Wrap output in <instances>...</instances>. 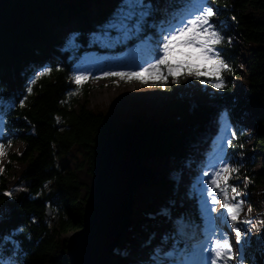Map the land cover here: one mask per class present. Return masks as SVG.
I'll return each mask as SVG.
<instances>
[{
	"label": "trees",
	"instance_id": "16d2710c",
	"mask_svg": "<svg viewBox=\"0 0 264 264\" xmlns=\"http://www.w3.org/2000/svg\"><path fill=\"white\" fill-rule=\"evenodd\" d=\"M120 3L121 0H0V95L16 98V107L7 115V130L15 132V141L23 143L7 158L8 163L17 161L23 165L14 176V190L6 185L8 164L1 166L0 258H10L15 264H67L58 255L59 248L65 255V240L59 234L81 227L87 193V185L79 180L76 171L85 163L91 171L104 139L119 131L135 132L143 148V170L133 193V223L142 221L149 209L155 215L162 213L169 195L157 196L154 206L146 202V193L165 188L174 191L177 175L173 170L178 161L183 164L188 160V150L185 153L183 148L191 142L192 130L202 124L215 105L206 100L208 93L215 95L216 103L225 105L233 118L239 111L255 110L256 128L249 135L248 146L255 149L260 165L255 168L248 163L242 174L247 193L264 185V0H212L216 12L213 22L225 37L219 47L230 66L229 73L240 70L246 77V90L238 101H234L228 81L217 94L210 87L202 90L201 101L191 100L177 85H171L156 106L139 103L141 107L134 113L114 118L89 107L87 86L81 83L78 88L70 81L79 66V57L89 52L108 56L138 37L148 38L153 53L157 36L153 25L169 21L182 7L178 0H152V15L136 34L127 33L125 42L115 43L114 47H100L95 41L113 43L121 35L120 30L114 37L116 26L112 23ZM229 37L236 38L239 44L229 43ZM65 48L69 52H64ZM240 49L245 54L241 69L237 60ZM47 67H52V72L31 84L33 91L28 94L26 88L32 77ZM25 96L21 108L19 100ZM235 130L231 154L247 153L246 136L238 123ZM76 147L83 153V162L70 166L61 159ZM6 192H12V196H5ZM256 202L264 210V194H259ZM47 206L51 216L45 221ZM8 236L12 241L7 240ZM260 241L264 243V236ZM248 243L251 248L257 245ZM249 249L246 246L240 251V264H255L256 256L252 252L250 255Z\"/></svg>",
	"mask_w": 264,
	"mask_h": 264
},
{
	"label": "rangeland",
	"instance_id": "374dc122",
	"mask_svg": "<svg viewBox=\"0 0 264 264\" xmlns=\"http://www.w3.org/2000/svg\"><path fill=\"white\" fill-rule=\"evenodd\" d=\"M109 1V0H108ZM116 26L115 32L117 36V32L121 30V35L118 36L117 40L115 41H123L125 40L128 36H126L127 33H132L127 27H122L120 24H114ZM167 26V24H157L155 23L153 25V28L156 29V31L159 33L161 26ZM117 29V31H116ZM126 37V38H124ZM231 38V43H236L239 44V42L236 40V38ZM229 40V39H227ZM99 44L104 45V43L98 42ZM114 43V40H113ZM109 47H112L113 44H108ZM134 44H129L125 48H122L118 51H116V55L113 57V61L108 63V64H103L100 65L98 62L100 60H103L101 57L93 54V53H83L81 58L83 57V61L80 64V66L74 70L73 74L70 76V81L74 83L73 81V76L76 74L80 73H85L88 75L87 80H83L81 83H84L87 86V95H86V100L87 104L89 107L94 108V109H99L105 114L110 115L111 117L114 118H122L123 116H128L132 113H134L137 109H139L141 106H139V103L142 105H151V106H156L159 103V100L163 97L166 96L167 94V88L169 86H176L181 89V91L191 100H197L201 101L203 99V96L201 95V91L205 90L207 87H210V83L204 84L201 83L199 80L195 79L194 77L191 76H184V75H178L179 83H174L173 78L169 77L163 85L160 84L159 78L157 76L156 72H145L143 73V76L145 79L148 80V83H142L139 80H131L126 82L125 80H121L118 77H113V78H102V79H94V76H103L104 71H117V72H129V71H135V72H141L142 71V66L146 67L147 66V61L151 60L152 58L148 56H144L145 54H142V49L139 48L136 50L135 47H133ZM140 47H143L140 44ZM238 48L241 46L238 45ZM189 52H194L193 49L190 47H176L174 54L170 57V62L175 64V63H181L184 60H186L187 53ZM183 53V55H182ZM114 54V53H112ZM110 54V55H112ZM238 58L237 60L239 61V69L243 66V64H240V61L244 59V52L240 49L238 52ZM90 60V61H88ZM119 61V63H117ZM193 62L200 64L202 67H206L208 70V74L205 76H202V79H207L211 80V74L212 73H218L220 72L219 66L214 67V61H204L202 58L197 60L195 57H193ZM181 70H177V73H179ZM222 75L225 79V81L229 82L232 84V93H233V99L234 101H238L240 97L243 95V93L246 90V77L244 73L240 70H238L237 74L229 73V70H225L222 72ZM156 80V83H153V80ZM213 89V88H211ZM218 92L215 91V94ZM206 100L211 101L212 104H215L205 115V120L202 122V124L198 127L193 129L192 131V139L191 142L189 141L187 147L183 148V151L186 153L187 150L189 151L188 160L183 164L180 163L181 161H178V166L175 167L173 170L177 175H179L178 181L175 183V189L173 193L174 199L170 201L171 205H177V204H184V208L186 209V214L182 218V220H179L182 222V226L185 229V232H189L190 229H194V234L197 235V238L202 237L201 232L198 230V224H194L193 222V208L191 206V201H190V196L186 190H192L193 185L192 184V176L195 177L197 183H198V191L197 193L200 195V190L202 188V185L200 184L201 180H207V177L202 176V171L204 168L207 166V157L209 156L208 152H212V150H215L217 152L218 150V139L220 136L214 137V140L212 139L213 142L209 141L212 143L208 149L204 148L202 149L201 144H198L199 146L197 147V143L199 139H208L207 137L210 138V133L213 131L214 126H219L221 128L222 124L224 121L230 120V126L233 127L234 121L231 119L230 115L226 110L228 108L223 105L222 100H219L220 104H217L218 102L217 98H215V95L212 93H208V96L206 97ZM217 104V105H216ZM239 111V110H238ZM212 114L215 115V118L212 119V122L206 121V119L211 116ZM120 115V116H119ZM213 115V116H214ZM238 115H240L239 118L241 119V124L243 125V132L245 133L246 136V142H247V153H237L235 157L233 158H227L230 160V162L234 163V166L239 168V172L233 173L231 178L229 179L228 183L230 185H233L236 187L237 192L240 193L239 196H236V200L240 201L243 200L244 204L242 207V212L240 213V220H245V219H250L252 220L253 223L257 225L256 228H252L251 224L248 225H240L242 228H244L247 232L248 235L246 237V241L253 242L256 240V237H262L264 235V224H261V221H264V210L260 208V205L256 202L258 195L264 194V185L257 187L252 191L251 193H247L245 190V183H246V177L242 174L243 166L247 165L248 163H253L255 165V168H258L260 165V158H257V154L254 148H251L248 146L250 142V137L255 128V118H256V112L255 110H248V111H239ZM200 129V130H199ZM199 130V131H198ZM221 131V130H220ZM214 133V132H213ZM8 133L2 134V138H5ZM10 140H7L4 142L5 148L4 152L5 154L3 156H0V169L2 165H7L6 168L8 169L9 173L6 174L5 179L6 183L11 186L15 182L14 176L18 173L23 168V165H21L17 161H13L8 163L7 158L9 153L12 152H18L23 143L20 140H16V135L14 132L11 133V137L9 138ZM12 139V140H11ZM10 141V144H9ZM199 147H201L199 150H197ZM226 147L224 148V152ZM205 151V152H204ZM204 152V155L202 158H200V155ZM215 152V153H216ZM214 157V156H213ZM249 158V159H248ZM257 160H254L256 159ZM63 162L68 163L70 166H74L75 163L83 162V153L80 149L72 148L70 152L63 156L62 159ZM203 160V161H202ZM194 161L196 164H191V162ZM163 168H166V162L163 161ZM212 163H215V160L212 158L211 160ZM195 167V169H192ZM187 170V174L190 179V184L186 185L185 184V179H184V172ZM76 174L79 178L80 181L85 183L87 186L90 182V176H91V171L88 170V164L85 163L83 168H80L76 171ZM192 175V176H191ZM15 176V177H16ZM169 191L167 188L164 190H159V192L155 190H152L151 192L149 191L148 194H146L147 199L149 201H152L153 198H156L157 196H162L163 194H168ZM173 192V191H172ZM230 195L235 196V193H229ZM172 196V195H170ZM203 199H207L206 197H203ZM201 200V195L199 198V201ZM199 201L197 202L196 206L200 209V203ZM177 203V204H176ZM210 203V201H209ZM155 206V204H154ZM252 208L251 214L248 213V208ZM172 208L168 209H163L162 213H157L156 219L155 218H149L146 216L147 220H143L141 223L133 224L130 229H128L122 236L120 237L119 241L117 242L116 247L120 248L123 247V250H120V255H123L124 253L127 254L126 248H132L133 243L129 242L130 240L127 241V238H130L133 234L137 233L134 229L136 227H141L140 230H142L141 236H139L137 239H142L147 237L148 235H151L150 232L151 228L153 227H165L170 229V231L175 235V231L178 230L177 228V221L175 218L174 213L171 210ZM201 211V209H200ZM166 212V213H165ZM201 213V212H200ZM2 214V207L0 206V215ZM202 214H201V219H202ZM169 221V224L167 223ZM147 222V223H146ZM166 225V226H165ZM208 227V223L206 225ZM173 229V230H172ZM251 229L250 231H248ZM159 230V229H158ZM158 230H155L158 232ZM75 230H68V231H63L60 232L59 238L60 239H66L68 238L72 232ZM172 235V234H171ZM175 237L170 240V242L173 243V240ZM126 245H122V243H125ZM256 242V241H255ZM171 244V243H170ZM255 245V244H252ZM251 245V246H252ZM264 249V245L261 244L259 246H254L253 248H250V251L257 256L258 250L261 252ZM233 250L236 252V245L235 243L233 244ZM257 253V254H256ZM113 254V253H112ZM115 254V251H114ZM113 254V255H114ZM58 255L66 259V255L63 254V251L59 248L58 250ZM257 262H259V258L256 259ZM111 264H116V263H111Z\"/></svg>",
	"mask_w": 264,
	"mask_h": 264
},
{
	"label": "snow or ice",
	"instance_id": "6c2138e0",
	"mask_svg": "<svg viewBox=\"0 0 264 264\" xmlns=\"http://www.w3.org/2000/svg\"><path fill=\"white\" fill-rule=\"evenodd\" d=\"M182 5L175 13L167 26H161L159 34L155 39L152 59L147 61V66H142L141 72H117L104 71L103 76H94V79L118 77L126 82L139 80L147 84L148 80L144 78L145 72H156L161 85L169 78H173L174 83H179L178 75L191 76L201 83L209 84L217 92L223 91L227 83L222 75L225 70H230L220 51V45L225 41V37L219 29V26L213 22L216 12L212 7V0H178ZM152 0H121L120 7L114 13L112 23L127 27L131 32H138L145 19L152 15ZM235 20V17H232ZM231 43V38L228 40ZM190 47L194 52L187 53V59L181 63H171L170 57L174 54L176 47ZM183 55V53H182ZM193 57L197 60L214 61V67L219 66L220 72L212 73L211 80L202 79V76L208 74L206 67L193 62ZM181 70L177 73V70ZM52 67H47L34 75L26 88L28 94H31L37 79L50 74ZM85 73L73 76L74 83L81 85L83 80H87ZM156 83V80H153ZM27 97L19 100V107H24V101ZM16 107V98L10 96L7 99L0 95V156L5 154V144L2 134L7 130V111ZM221 132L218 139V150L213 159L215 163L209 161L202 171V176L207 180H201L202 188L200 190L201 200L200 209L204 219L207 220L208 228L204 235L196 239L195 245L186 242L185 247L181 248V241L177 239L171 245L170 250L164 246H157L153 250L145 264H233L234 261H241L242 256L236 252L240 251L247 241L248 232L240 225L251 224L252 228L257 225L250 219L240 220L239 216L244 204L243 200L237 201V192L235 186L228 183L233 173L239 172V168L234 166L226 158L225 147H232L233 140L236 138V130L230 126V120L224 121L221 126ZM10 144V141H9ZM243 147V145H241ZM2 171V169H0ZM235 193L236 195H230ZM11 197L12 192L4 193ZM206 197L207 199H203ZM210 201V203H209ZM223 209L218 211V209ZM252 208H248L251 214ZM214 214V215H213ZM178 234L187 235L181 221H177ZM264 224V221L260 222ZM223 226V227H221ZM249 229L248 231H250ZM234 243L237 250H233ZM170 239L169 235L163 237L164 241Z\"/></svg>",
	"mask_w": 264,
	"mask_h": 264
},
{
	"label": "water",
	"instance_id": "95a60500",
	"mask_svg": "<svg viewBox=\"0 0 264 264\" xmlns=\"http://www.w3.org/2000/svg\"><path fill=\"white\" fill-rule=\"evenodd\" d=\"M142 156V144L131 130L104 139L91 169L81 227L65 239L67 264L109 263L117 242L130 227ZM49 215L48 208L44 219Z\"/></svg>",
	"mask_w": 264,
	"mask_h": 264
},
{
	"label": "bare ground",
	"instance_id": "6f19581e",
	"mask_svg": "<svg viewBox=\"0 0 264 264\" xmlns=\"http://www.w3.org/2000/svg\"><path fill=\"white\" fill-rule=\"evenodd\" d=\"M82 21H84V19H82ZM64 52H66V53L69 52V48H65ZM81 56H82V54H81ZM80 57H79V60L83 61L84 60L83 57L82 58H80ZM17 94H19V92H17ZM6 111H7V115H9L10 111H8V110H6ZM213 115L214 114L209 116L206 119V121L212 122V119L215 118V115L214 116ZM231 119L234 120L233 127H236L235 118L231 117ZM213 122H214V120H213ZM220 130H221V128H219V126H214L213 127V131H211V133H210V138L207 137L208 139L204 138L203 140L199 139L198 143H197V147L199 146L198 144H201L202 149H204V148L206 149L207 147H210L212 145V143H210L209 141L213 142L212 139H214V137L220 136L222 134V132ZM9 135H11V133H9ZM200 148L201 147H199L197 150H199ZM187 153H189V151ZM202 156L203 155L201 154L200 157H202ZM212 158H213V150L209 154V156L207 157V163L209 161H211ZM185 172L187 173V170H185ZM184 176H187V175L184 174ZM6 185L9 186L8 184H6ZM11 190H14V186H13V188ZM166 205L169 206L168 203ZM183 206H184V204H181V203L177 204V205H174V206L173 205L169 206V207L172 208L171 210L174 213L175 218L177 217L176 220H182L181 217L186 214L187 211H186V209ZM222 210H223L222 208L218 209V211H222ZM241 212H242V210H241ZM239 218H240V216H239ZM167 223H168V221H167ZM206 223L207 222L205 220H202V224H206ZM221 227H223V226H221ZM140 229H141V227H139V226L136 227L134 229V233L137 230H139V231H137V233H135L132 236H130V238H127V241L130 240L129 242H131V243H133V241L135 240L134 243H133L135 245H133L132 248H130V246H129V248H126L127 254L124 253L123 255H120V250L122 251L123 247L115 249V254L112 255V256H114V261H115L116 264H145V261L148 260L150 255L153 253V250L155 249V247L164 246L166 249H168L169 246H170L169 242H170L171 237L174 238V234L170 231V229L165 228V227H160L159 228V227L156 226V227L151 228V231H154L152 233L150 232L151 235H148L147 237L142 238V239H137L139 236H141V233H142V230H140ZM155 230H158V232H156ZM166 234L170 236V239H168L167 241H164L163 237ZM191 245L194 246L195 243H192ZM112 256H111V258H112Z\"/></svg>",
	"mask_w": 264,
	"mask_h": 264
}]
</instances>
